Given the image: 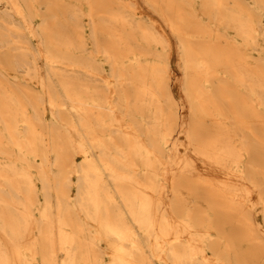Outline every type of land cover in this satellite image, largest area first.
Returning a JSON list of instances; mask_svg holds the SVG:
<instances>
[{"label":"bare ground","instance_id":"bare-ground-1","mask_svg":"<svg viewBox=\"0 0 264 264\" xmlns=\"http://www.w3.org/2000/svg\"><path fill=\"white\" fill-rule=\"evenodd\" d=\"M0 264H264V0H0Z\"/></svg>","mask_w":264,"mask_h":264}]
</instances>
